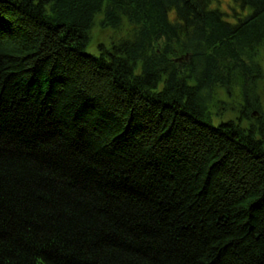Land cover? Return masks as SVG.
I'll use <instances>...</instances> for the list:
<instances>
[{
	"label": "trees",
	"instance_id": "16d2710c",
	"mask_svg": "<svg viewBox=\"0 0 264 264\" xmlns=\"http://www.w3.org/2000/svg\"><path fill=\"white\" fill-rule=\"evenodd\" d=\"M232 1L0 0V264H264V0ZM97 16L131 31L90 52Z\"/></svg>",
	"mask_w": 264,
	"mask_h": 264
},
{
	"label": "rangeland",
	"instance_id": "374dc122",
	"mask_svg": "<svg viewBox=\"0 0 264 264\" xmlns=\"http://www.w3.org/2000/svg\"><path fill=\"white\" fill-rule=\"evenodd\" d=\"M210 9L217 10L220 13L224 15V20H226L229 23H235L238 19H242L247 17L252 13V9L249 7L241 8L238 4L234 3L232 0H212L210 6ZM101 17L97 16L94 21V26L92 30L90 31V52H95V47L98 44H106L108 45L111 41H117L120 38L125 37L128 35V33L131 31L129 27L123 26L119 31H112L109 29H101L99 27ZM181 57H178L179 59ZM262 62V68L264 71V54H262L261 57ZM235 93L233 92V95ZM221 104L216 106V112H220L221 118L214 117L213 118V124L217 125L221 121H225L228 119L234 118L235 115H237L236 108H237V102L239 101V98L237 94H235L233 97L223 95V93L219 94V97Z\"/></svg>",
	"mask_w": 264,
	"mask_h": 264
},
{
	"label": "water",
	"instance_id": "95a60500",
	"mask_svg": "<svg viewBox=\"0 0 264 264\" xmlns=\"http://www.w3.org/2000/svg\"><path fill=\"white\" fill-rule=\"evenodd\" d=\"M256 113H254V115H255Z\"/></svg>",
	"mask_w": 264,
	"mask_h": 264
}]
</instances>
